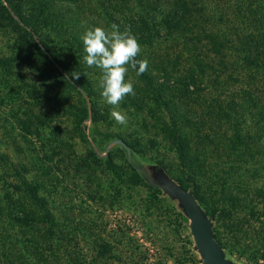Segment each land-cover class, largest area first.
Segmentation results:
<instances>
[{
  "label": "trees",
  "instance_id": "trees-1",
  "mask_svg": "<svg viewBox=\"0 0 264 264\" xmlns=\"http://www.w3.org/2000/svg\"><path fill=\"white\" fill-rule=\"evenodd\" d=\"M112 24L120 32L130 29L141 48L137 59L148 61L142 75L129 66L125 80L135 94L119 105L135 138L105 136L106 142L124 140L134 153L129 163L124 149L114 148L125 157L124 194L145 189L151 202L178 212L189 232L183 213L136 169L143 163L164 167L215 217L216 238L229 255L264 261V0H0V31L9 36L12 51L0 56V70L25 63L39 81L57 83L60 109L70 93L77 96L73 122L99 149L94 132L111 111L101 96V70L83 60L80 37ZM30 114L24 123L33 134L41 123ZM67 145L61 140L58 150ZM153 152L156 158L149 157ZM73 156L79 176L90 170L89 156L100 158L94 149L87 158ZM0 160V264H8L1 254L6 239L21 238L22 246L38 251L40 226L56 236V221L44 177L31 176L29 163L21 171L4 168V155ZM100 160L113 164L109 156ZM119 234L113 243L102 241L100 261L140 264L136 255L144 245L126 222ZM118 247L122 257L116 259Z\"/></svg>",
  "mask_w": 264,
  "mask_h": 264
},
{
  "label": "rangeland",
  "instance_id": "rangeland-1",
  "mask_svg": "<svg viewBox=\"0 0 264 264\" xmlns=\"http://www.w3.org/2000/svg\"><path fill=\"white\" fill-rule=\"evenodd\" d=\"M8 39L9 36L0 31V56L12 55ZM59 96L57 83L39 81L25 63L11 70H0V157L4 155L8 162L4 168L12 166L22 171L21 164L29 163L26 165L31 169V176L44 177L47 195H52L50 209L56 221V236L47 233V226H40L43 249L38 251L29 248L27 243L22 246L25 243H21V238L6 239V248L1 252L4 260L8 264H20L21 258L27 264L29 261L33 264H118L106 258L100 261L98 252L103 240L113 243L119 239V229L125 222L132 235L144 245L136 255L138 263L194 264L192 254L200 260L178 212L151 202L145 189L133 191L126 197L122 175L126 163L121 150L110 151L111 165L89 156L90 170L80 176L76 173L79 160L73 153L87 158L93 146L73 122L71 114L79 98L70 93L65 108L60 109ZM105 106L112 110L107 103ZM31 112L40 118L41 124L33 134H28L24 121ZM87 125L94 131L92 121ZM131 128L128 122L121 125L110 116L98 122V132H94L93 137L103 152L114 141L106 142V135L115 134L130 142L136 135ZM61 140L68 145L58 150ZM56 151L64 155H55ZM148 155L156 158L154 152ZM10 237L16 236L10 234ZM113 253L116 259L122 257L119 247ZM240 262L254 264L247 259Z\"/></svg>",
  "mask_w": 264,
  "mask_h": 264
},
{
  "label": "clouds",
  "instance_id": "clouds-1",
  "mask_svg": "<svg viewBox=\"0 0 264 264\" xmlns=\"http://www.w3.org/2000/svg\"><path fill=\"white\" fill-rule=\"evenodd\" d=\"M80 39L85 55L83 60L89 67L101 70L100 87L104 101L112 106L111 118L121 125L127 123V115L119 109L121 101L127 95H134L133 84L126 82L129 66L137 75H142L148 68L146 59H137L141 48L130 29L119 31V26L112 24L110 30L94 27L87 30ZM79 79L80 75H72Z\"/></svg>",
  "mask_w": 264,
  "mask_h": 264
},
{
  "label": "water",
  "instance_id": "water-1",
  "mask_svg": "<svg viewBox=\"0 0 264 264\" xmlns=\"http://www.w3.org/2000/svg\"><path fill=\"white\" fill-rule=\"evenodd\" d=\"M89 140L100 158L105 159L110 151L121 146L129 163H133L134 153L124 140L112 141L104 152L98 148L90 136ZM136 169L143 175L148 185L161 190L163 197H167L170 202L175 204L177 209L188 219V229L193 240L192 249L199 256L200 264H244L229 255L220 244L215 235V217L210 216L199 203L192 188L186 189L173 179L164 167L157 164L143 163L141 167L136 166Z\"/></svg>",
  "mask_w": 264,
  "mask_h": 264
}]
</instances>
